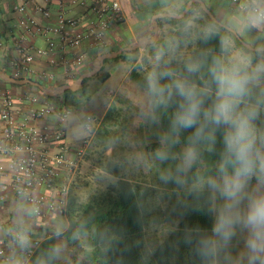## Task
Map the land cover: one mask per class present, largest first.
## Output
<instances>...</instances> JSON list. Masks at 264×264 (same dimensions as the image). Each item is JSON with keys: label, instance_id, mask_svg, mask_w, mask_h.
Returning <instances> with one entry per match:
<instances>
[{"label": "trees", "instance_id": "16d2710c", "mask_svg": "<svg viewBox=\"0 0 264 264\" xmlns=\"http://www.w3.org/2000/svg\"><path fill=\"white\" fill-rule=\"evenodd\" d=\"M186 2L184 0L175 12H181ZM211 9L224 21L216 10ZM165 22L170 24L167 31H162L154 43L145 47L148 52L135 61L129 72L137 85L148 91L149 111L136 124L137 104L131 97L115 95L85 154V161L106 174L107 182L93 189L86 199H82L77 191L76 181L71 185L65 211L69 227L64 235L70 243L83 246L82 255L61 258L58 237L52 234L37 246L28 264H216L212 231L215 224L213 190L193 185L220 174L224 130L215 131L203 117L197 127L204 125V136L214 135V143L209 139L194 140L195 127L175 130L173 121L184 101L176 93L174 82H184L200 93L210 90L205 96L204 107L207 108L216 89L208 71L213 59L220 57L228 62L243 56L250 58L251 66L255 67L264 62V50L246 47L234 32L213 20L198 1L181 18H160V27L163 28ZM240 34L254 45H264ZM139 49L107 58L103 68L86 78L78 90L68 89L57 96H45L61 101L68 109L78 108L93 95L89 90L91 79L98 78L101 84L106 82L112 69ZM113 50L110 46L102 51ZM95 56L89 58L85 69L93 65ZM109 63L113 66L108 68ZM190 64H199V70L189 73ZM152 73L158 76L171 74L160 76L159 85L165 89L160 95L151 93L148 88V77ZM34 79L48 84L44 79ZM71 81L64 79L60 84ZM27 85L41 92L37 87ZM249 102L258 109L254 121L257 132L264 134V77L253 88ZM188 146L196 149L197 159L191 168L177 171L184 147ZM159 150L167 151V160L161 161L157 157ZM231 171L229 168V173ZM167 175L179 182H166L162 176ZM160 198L162 205L156 204ZM154 204L158 207L156 211ZM150 209L161 223L177 222V227L161 242L157 236L152 238L146 234L149 225L145 226V221Z\"/></svg>", "mask_w": 264, "mask_h": 264}, {"label": "built area", "instance_id": "2783aa9c", "mask_svg": "<svg viewBox=\"0 0 264 264\" xmlns=\"http://www.w3.org/2000/svg\"><path fill=\"white\" fill-rule=\"evenodd\" d=\"M31 1L25 0L14 6L21 16L9 28L10 43L0 44V61L16 77L40 78L50 83L59 77L75 79L85 69L91 50L100 53L111 46L110 31L125 18L122 0H53L56 13L47 5H37L35 10L40 13L39 17L28 11ZM233 1L251 5L258 16L264 13L251 0ZM254 1L257 3L261 0ZM70 3L82 7L79 15L66 14V7ZM37 38H42L45 45L37 44ZM44 63L46 66H42ZM0 95V157L5 158V162L0 163V186L3 190L0 200L5 198L4 191L9 185L2 178L9 175L14 194L27 200L34 215H43L45 206L50 211L65 212L74 167L85 157L102 118L98 115L88 116L84 123L88 135L79 144L70 145L66 142L67 118L73 109L64 107L61 101L50 99L42 92L18 96L7 90L0 91ZM22 99L25 100L24 104L21 103ZM21 109L27 110L22 118L18 116ZM47 117H54V122L43 126L31 122L32 119ZM52 147L56 150L52 151ZM71 151L77 155L75 164L68 157ZM61 164L71 167L58 188L59 195H49L43 189L56 188ZM28 240L16 255L8 254L3 241H0V264L5 261L9 264H28L42 241L35 238L30 240V236Z\"/></svg>", "mask_w": 264, "mask_h": 264}, {"label": "clouds", "instance_id": "9594fccd", "mask_svg": "<svg viewBox=\"0 0 264 264\" xmlns=\"http://www.w3.org/2000/svg\"><path fill=\"white\" fill-rule=\"evenodd\" d=\"M264 20V13L259 16ZM199 64H190L189 73L197 72ZM212 82L215 84V94L212 103L205 108V96L208 92L200 93L184 82H174L176 93L183 98L184 103L176 113L173 128L175 130L196 128L193 139L196 141L209 139L215 142L214 135L204 136V125L197 127L201 117L206 124L214 127L215 131L223 129L224 150L218 171L222 177V185L209 183V186L220 192L226 203L218 213L212 231L225 241L234 235V226L242 222L249 232L246 246L249 250L250 264H264V195L253 196L248 199L247 211L240 216L238 205L241 193L247 181L254 176L264 182V134H258L254 121L258 117V109L251 104L252 90L257 87L264 77V62L251 66L250 58L236 57L226 62L220 57L213 59L209 69ZM152 73L148 77V88L151 93L160 95L164 88L159 85L160 76ZM259 142V143H258ZM194 147L185 148L177 171L191 168L197 159ZM157 157L161 161L168 159L165 150H159ZM229 168L232 169L229 173ZM166 182L175 180L172 175L162 176ZM175 182H179L175 180ZM21 243L26 242L21 237Z\"/></svg>", "mask_w": 264, "mask_h": 264}, {"label": "crops", "instance_id": "0c3cea01", "mask_svg": "<svg viewBox=\"0 0 264 264\" xmlns=\"http://www.w3.org/2000/svg\"><path fill=\"white\" fill-rule=\"evenodd\" d=\"M173 1L174 0H122L121 2L125 18L122 23L110 31L109 39L111 41V47L129 45L133 42L139 41L140 39L151 37L155 29L154 20L156 14L161 12L179 13L175 12V10L183 3L184 0H179L173 9L168 8L169 4ZM204 1L209 3V6L217 11V15L222 17L226 23L233 26L239 33H242L253 42L264 43V20L259 19V16L252 10L251 5L245 4L243 1L234 2L233 0ZM24 2L25 0H0V44L3 42V44L10 43V37L8 36L9 28L13 27L17 22V19L21 16V13L14 9V6ZM37 5H47L52 9L53 13H56L57 11L53 0L52 2L49 0H33L29 2L28 11L38 17L40 16V13L35 10ZM258 5L264 11V0L259 1ZM81 10L82 7L79 4L70 3L66 7V14L69 16H77L81 13ZM166 16H158V23L160 18ZM169 26L170 24L165 22L163 28L160 27L159 37L162 31H167ZM36 43L39 45H45V41L42 38H37ZM1 47L2 45H0V48ZM95 53V49L88 53L87 63L89 58L95 56ZM139 60L140 58L137 61ZM42 66H46V64L44 63ZM124 67L125 65L123 63L114 67L111 71L112 74L109 79L118 78ZM0 69H4L5 71H8V73L10 72V70L4 66V62L2 61H0ZM126 78L127 77H124V81L121 83L124 84ZM63 80V78L59 77L55 82H46L48 85H55L58 83L60 84ZM121 83L118 84V87L123 86ZM114 88L102 90L100 87L95 93L99 95L97 96L98 99L94 105H90L87 103L89 100H86L80 107L73 109L69 113L67 118L66 136V142L68 144H79V142L88 135V131L84 125L88 116L98 115L101 118L104 116L109 104L115 97V94H113ZM7 90L18 96L24 95L25 93L39 92L32 89L27 84L16 86L0 80V91L4 92ZM95 94H93L92 97ZM0 101H2L1 95ZM21 103L24 104L25 100L22 99ZM26 113V109H21L18 116L22 118ZM54 120V117H47L42 119H32L31 122L37 124L38 126H43L53 123ZM51 150L55 151L56 148L52 147ZM68 157L74 164L78 161L77 155L73 151L68 153ZM1 162H5L4 157H0V163ZM84 163H87V161H85V157L80 159L74 167L73 182L76 181L77 174ZM70 167L71 166L68 164H61V175L57 179L56 188L43 190L49 195L58 196V188ZM2 181L8 183L9 185L4 191L5 198L0 200V241H3V244H0L6 246L8 254L16 255L21 247L29 242V236L30 240L34 238L43 240L54 233L58 237L59 247L63 243H70L64 235L69 227V221L65 212L60 210L50 211L47 206H45L43 215L36 216L33 214L31 206L27 200L22 197H17L14 194L13 186L10 184L11 177L9 175L4 176ZM1 192H3V190L0 186V193ZM22 236L26 238V242L23 244L20 239ZM65 246L67 247V245ZM2 264L9 263L5 261V263Z\"/></svg>", "mask_w": 264, "mask_h": 264}, {"label": "rangeland", "instance_id": "374dc122", "mask_svg": "<svg viewBox=\"0 0 264 264\" xmlns=\"http://www.w3.org/2000/svg\"><path fill=\"white\" fill-rule=\"evenodd\" d=\"M178 2L179 0H174L171 4H169L168 8L173 9V7H175L176 3ZM124 46L126 45L112 46V48H114V50H117ZM103 52L106 51H101L100 53ZM147 52H148L147 48L141 47L139 51L131 53L129 58L123 60L120 64L123 63L125 67L123 68V71L118 76V78L116 77L115 79L114 78L109 79L102 84L99 82L98 78H93L90 80L89 90L93 94L97 92L98 87H101L102 90L115 87L113 90V94L115 95L123 94L128 97H131L132 100L137 104V112L134 118V122L136 124H138L140 120H143L146 113L149 111L150 97L148 91L145 88L137 85V83L130 77L129 72L132 66L134 65L135 61L141 58V56ZM111 66H113V63L107 64L108 68ZM91 67L86 68L85 70L90 69ZM85 70H83L82 72H84ZM124 77L127 78L123 84L121 82L124 81L123 80ZM75 79H72V81ZM120 83L123 84V86L118 87L119 86L118 84ZM98 95L99 94H95L93 97H91V99H89V101L91 102L87 101V103H89L90 105H94L98 99L97 97ZM185 148L186 147H184V149ZM142 164L145 165L143 162ZM123 170H125L124 167ZM106 182H107L106 174L100 172L99 169H97L92 164L87 162L81 166L77 174L75 185L77 191L81 195V198L86 199L93 189H95L98 186L104 185ZM210 182L216 183L218 185H222L221 174H217L210 178L200 180L197 183H194L193 186L198 188L200 187L211 188L209 186ZM211 189L213 190V195H214V202H213L214 222L216 223L218 213L221 210V208L225 205L226 201L220 195L219 191L213 188ZM258 195H264V182L258 181L257 178L256 179L252 178L249 181H247L245 188L241 193V200L238 205V212L241 217H243V215L247 211L248 199L250 197L258 196ZM161 200L162 198L156 200L157 201L156 204L160 203V205H162L163 201ZM155 206L157 205L154 204V207ZM157 209L158 207H155L154 211H156ZM148 216L149 217H146V221H145L146 222L145 226L149 225L147 227L146 234L148 233V236L152 238L157 236L159 238L158 242H161L172 230H174L177 227V222L161 223L160 219L157 218L156 215L152 213L151 209L149 210ZM213 237H214V247L216 252V264H250L249 261L250 253L246 246V241L249 238V232L243 226L242 222H239L234 226V235L231 237L230 240L225 241L221 236L216 235L214 232H213ZM84 241L85 242L87 241L86 237L84 238ZM63 244L59 247V253L61 258L71 259L74 254L79 256L82 255L83 246L81 244H76V243L72 244L67 242ZM65 245H67V247ZM261 258L264 259V256H262ZM257 264H259V261H257Z\"/></svg>", "mask_w": 264, "mask_h": 264}, {"label": "water", "instance_id": "95a60500", "mask_svg": "<svg viewBox=\"0 0 264 264\" xmlns=\"http://www.w3.org/2000/svg\"><path fill=\"white\" fill-rule=\"evenodd\" d=\"M195 1L200 2L202 8L218 24H220V25L224 26L225 28L234 32L235 35L240 39V41L246 47H248L252 50H264V45L252 44L250 41L243 38L241 36V34L233 26H231L228 23H225L224 21L220 20L214 14V12L210 9V7L207 5V3L204 0H188L186 2L185 8L179 13L161 12V13L156 14V17L154 20L155 29H154V33L151 37L140 39L137 42H133L129 45H126V46H124L120 49L114 50V51H106V52L97 54L93 60L92 67L90 69H87L84 72H82L75 80H73L71 82L55 84V85H47V84H44V83L37 81L35 79H32V78L16 77V76L8 73L4 69H0V78L5 80V81H8L10 83H14V84H20V85L30 84L32 86L37 87L46 96H57V95L64 93L68 89L78 90L79 88H81L83 86L86 78L94 76L103 68V66L105 64V60L107 58H114V57L118 56L119 54L123 53L124 51L135 50L137 48L146 47L147 45L154 43L159 38V34H160V25H159L158 20H157L158 16H161V15L166 16L167 15V16H171V17L181 18L188 12L191 5Z\"/></svg>", "mask_w": 264, "mask_h": 264}]
</instances>
